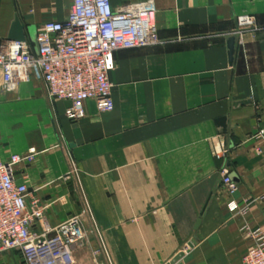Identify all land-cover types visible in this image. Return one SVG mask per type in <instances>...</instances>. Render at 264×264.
Returning <instances> with one entry per match:
<instances>
[{
	"label": "crops",
	"instance_id": "1",
	"mask_svg": "<svg viewBox=\"0 0 264 264\" xmlns=\"http://www.w3.org/2000/svg\"><path fill=\"white\" fill-rule=\"evenodd\" d=\"M149 1L159 42L113 53L114 108L93 100L70 120L35 74L6 92L0 74V158L34 155L15 180L47 204L41 223L72 216L85 232L77 264H242L264 232V0H110L114 10ZM71 0H0V42L17 17L26 41L62 21ZM250 15L255 29L239 30ZM234 37L230 60L227 40ZM248 100L247 104L237 102ZM226 118V132L217 127ZM226 145L224 157L214 151ZM260 150V152H258ZM227 167L236 192L224 190ZM236 201L246 213L230 212ZM39 229V228H38ZM0 264H24L1 252Z\"/></svg>",
	"mask_w": 264,
	"mask_h": 264
},
{
	"label": "built area",
	"instance_id": "2",
	"mask_svg": "<svg viewBox=\"0 0 264 264\" xmlns=\"http://www.w3.org/2000/svg\"><path fill=\"white\" fill-rule=\"evenodd\" d=\"M236 22L240 31L257 27L254 18L246 14L237 16ZM158 42L154 8L149 1L114 10L110 0H71L64 20L47 21L38 28L35 48L27 41L0 42L2 86L9 92L35 74L50 102H69L65 110L68 119L82 118L84 102L89 99L99 112H110L114 104L108 73L114 63L113 53ZM256 135H264V128ZM228 151L222 144L214 154L224 157ZM33 155L34 150L29 149L25 155L0 158V253L19 252L24 264H77L73 250L85 239L80 218L72 216L53 227L41 223L47 204L15 180V166ZM219 172L231 197L237 183L227 167ZM258 199L264 204V191ZM227 207L230 212L246 213V208L234 200ZM249 236L253 244L243 254L242 264H264V232L255 229Z\"/></svg>",
	"mask_w": 264,
	"mask_h": 264
},
{
	"label": "water",
	"instance_id": "3",
	"mask_svg": "<svg viewBox=\"0 0 264 264\" xmlns=\"http://www.w3.org/2000/svg\"><path fill=\"white\" fill-rule=\"evenodd\" d=\"M8 37L11 40L26 41V35L24 33V26L20 23V21L17 17L15 18V20L11 26ZM30 38L32 39V41L34 43H36V34L33 36L30 35ZM234 41H235L234 37H230L227 40L228 55H229L230 60L232 59L233 53H234ZM237 103L247 104V103H249V101L245 100V101H240ZM215 124L217 125V127L221 128L222 132H226V118L225 117L218 118L215 121ZM182 256H183V252H178L173 258H171V260L167 264H174Z\"/></svg>",
	"mask_w": 264,
	"mask_h": 264
},
{
	"label": "rangeland",
	"instance_id": "4",
	"mask_svg": "<svg viewBox=\"0 0 264 264\" xmlns=\"http://www.w3.org/2000/svg\"><path fill=\"white\" fill-rule=\"evenodd\" d=\"M8 252H10V251H8ZM13 252H16V251H13ZM99 253L103 257L105 263L107 264L108 263L107 252H99Z\"/></svg>",
	"mask_w": 264,
	"mask_h": 264
}]
</instances>
